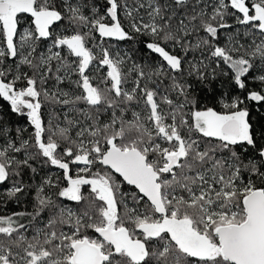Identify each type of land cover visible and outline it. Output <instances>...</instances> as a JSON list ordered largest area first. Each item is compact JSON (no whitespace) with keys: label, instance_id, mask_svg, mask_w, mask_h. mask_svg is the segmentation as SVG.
<instances>
[{"label":"snow or ice","instance_id":"obj_1","mask_svg":"<svg viewBox=\"0 0 264 264\" xmlns=\"http://www.w3.org/2000/svg\"><path fill=\"white\" fill-rule=\"evenodd\" d=\"M0 101V264H264V0H0Z\"/></svg>","mask_w":264,"mask_h":264},{"label":"trees","instance_id":"obj_2","mask_svg":"<svg viewBox=\"0 0 264 264\" xmlns=\"http://www.w3.org/2000/svg\"><path fill=\"white\" fill-rule=\"evenodd\" d=\"M143 39H144L143 37H140L138 38V40H135V41L119 42L118 47L122 52L123 51L131 52L133 55V58L136 59L138 62L147 63V62L156 60L157 57L155 55L148 53L147 50L143 47V45L139 42L140 40H143ZM108 43L111 44L115 42L108 41ZM212 87L216 90L217 94L228 90V85L226 83L222 84L219 79L213 83ZM200 95L203 96L204 93H200ZM203 103L215 104V101L214 100L212 101L204 100ZM0 105H3L4 108H7L6 103L3 101H0ZM262 111H264V109H262ZM254 115H255V110H254ZM6 118L10 119L14 124L19 123L22 125L24 123L22 119L15 116L14 114H8ZM27 179L28 177L25 176V180ZM38 182H39V177H37L36 181H33V183H38ZM8 187H10V185H7V184L4 186H0V214H8L13 211H19L23 209L31 210L34 190L29 189L28 192L22 195L20 197V203H17L15 201H9L5 204L3 197H4L5 190ZM125 188L127 189L128 186L125 185Z\"/></svg>","mask_w":264,"mask_h":264},{"label":"water","instance_id":"obj_3","mask_svg":"<svg viewBox=\"0 0 264 264\" xmlns=\"http://www.w3.org/2000/svg\"><path fill=\"white\" fill-rule=\"evenodd\" d=\"M127 186V185H126Z\"/></svg>","mask_w":264,"mask_h":264}]
</instances>
